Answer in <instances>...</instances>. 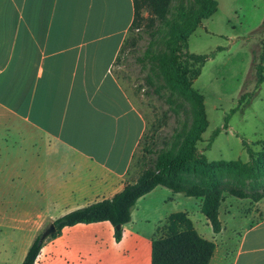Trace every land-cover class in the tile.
<instances>
[{"label": "crops", "instance_id": "0c3cea01", "mask_svg": "<svg viewBox=\"0 0 264 264\" xmlns=\"http://www.w3.org/2000/svg\"><path fill=\"white\" fill-rule=\"evenodd\" d=\"M133 21V0H0V264H22L47 226L138 180L147 121L116 65ZM182 195L141 198L119 242L110 222L67 227L36 264H151L157 228L177 212L192 220ZM220 220L219 234L192 220L216 244L210 264H264V199L225 195ZM14 237L29 240L21 257L3 245Z\"/></svg>", "mask_w": 264, "mask_h": 264}, {"label": "trees", "instance_id": "16d2710c", "mask_svg": "<svg viewBox=\"0 0 264 264\" xmlns=\"http://www.w3.org/2000/svg\"><path fill=\"white\" fill-rule=\"evenodd\" d=\"M133 3L134 21L130 30L140 34L138 40L132 42V47L144 38L140 32L144 22H148L144 35L151 37L144 54L137 58L138 63L144 66L156 67L152 68L156 80L150 75L147 84L154 89L156 81L160 79L156 69L162 70L167 83L164 95L169 110L176 115L183 111L187 119L161 144H154L148 149L147 167L136 182L127 184L112 199L93 203L57 219L53 222L56 233L51 238L61 235L67 227L110 222L115 228V239L119 242L123 238L124 226L132 220V210L137 202L159 186L174 194L202 199L201 213L215 234L223 229L220 207L225 194L252 202L264 199V142L260 151H254L244 143L249 154L248 162L211 163L198 150V143L203 141L208 124L202 97L193 90V83L213 55L189 53L188 41L201 23L215 13L216 4L212 9L190 11L182 5L176 6L174 0H133ZM144 12H148L147 18ZM160 40L165 41V49H156ZM128 43H125L117 58V67ZM257 77L260 86L264 83V66H258ZM156 87L155 91L159 93L161 86ZM187 100H192L199 108L196 112L198 118L192 127L188 125V112L185 109ZM243 103L242 98L238 109ZM220 165L232 167L229 181L217 169ZM44 242H41L40 234L30 246L22 264H36ZM215 250L216 244L198 233L191 218L184 212H177L157 228L152 241L151 264H210Z\"/></svg>", "mask_w": 264, "mask_h": 264}, {"label": "rangeland", "instance_id": "374dc122", "mask_svg": "<svg viewBox=\"0 0 264 264\" xmlns=\"http://www.w3.org/2000/svg\"><path fill=\"white\" fill-rule=\"evenodd\" d=\"M174 4L190 11L212 9L216 4L215 13L201 23L188 41L189 53L213 55L193 83V90L202 97L208 124L203 141L198 143V150L211 163L248 162L249 154L244 143L254 151H260L264 142V83L258 86L257 77L258 66H264V0H174ZM144 16L147 18L148 12H144ZM147 24L144 22L140 30L144 38L139 39L134 47L131 44L138 40L140 33H130L126 52L117 69L122 85L147 121V132L131 169L133 178H139L147 167L148 149L154 144H161L187 119L183 111L176 115L169 110L164 95L167 83L162 70L156 69L160 78L156 86H161L157 93L156 86L152 89L147 84L150 75L156 80L152 71L156 67L144 66L137 61L151 40L150 36L144 35ZM159 43L156 49L166 48L165 41L160 40ZM220 48L222 50H218ZM242 98L244 103L238 109ZM185 102L188 125L192 127L198 118L196 112L199 108L192 100ZM0 131H5V127L0 126ZM217 169L229 181L232 167L220 165ZM5 193L8 194L5 197L9 198L11 192ZM191 199L193 201H176L177 207H185L197 228L203 231L205 228L200 220L206 218L197 208L200 199ZM10 208L28 210L27 207H5L6 210ZM244 210L251 211V208L245 207ZM51 239L49 237L45 242ZM28 241L21 237L4 238L3 245L21 257Z\"/></svg>", "mask_w": 264, "mask_h": 264}, {"label": "water", "instance_id": "95a60500", "mask_svg": "<svg viewBox=\"0 0 264 264\" xmlns=\"http://www.w3.org/2000/svg\"><path fill=\"white\" fill-rule=\"evenodd\" d=\"M56 233V227L54 224H51L41 235V242L45 241L50 236Z\"/></svg>", "mask_w": 264, "mask_h": 264}]
</instances>
